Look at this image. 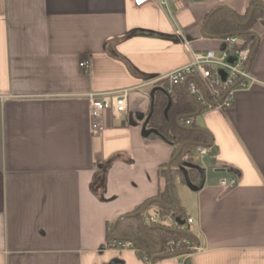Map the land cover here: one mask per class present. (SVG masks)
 Returning a JSON list of instances; mask_svg holds the SVG:
<instances>
[{"label":"crops","instance_id":"1","mask_svg":"<svg viewBox=\"0 0 264 264\" xmlns=\"http://www.w3.org/2000/svg\"><path fill=\"white\" fill-rule=\"evenodd\" d=\"M259 2L0 0V264H150L153 255L108 236L167 185L173 146L142 135L151 90L169 88L154 80L190 62L188 41L195 50L224 47L209 24L215 13L244 23ZM251 31L254 84L225 110L195 102L194 124L213 154L201 165L204 187L179 195L203 248L193 264H264V16ZM124 89L127 114L107 111L104 131L92 134L89 95ZM179 92L190 99L185 85ZM176 184L186 185L176 175L173 193ZM151 206L148 217H159ZM175 222L164 220L172 229Z\"/></svg>","mask_w":264,"mask_h":264},{"label":"built area","instance_id":"2","mask_svg":"<svg viewBox=\"0 0 264 264\" xmlns=\"http://www.w3.org/2000/svg\"><path fill=\"white\" fill-rule=\"evenodd\" d=\"M153 1L167 6V0H133V5L142 7ZM221 40L224 47L219 52L195 50L188 41L187 44L192 54L190 62L154 81L167 80L169 92L176 86L185 85L204 111L225 110L232 107L238 92L249 89L256 81L248 70L253 55V46L245 37L234 33L222 36ZM80 66L87 68L88 62L82 61ZM129 94L130 90L124 89L117 92L91 93L89 95L92 134L97 135L104 131L103 119L107 111L116 118L127 114ZM192 123V120L187 121L188 125ZM195 154L196 161L200 162L213 154V147L199 145ZM222 184L231 186L234 184V180L223 181ZM183 220L185 221L183 225L175 222L178 226L176 228L187 233L192 232L195 220L191 216H187ZM147 221L149 223L161 221L167 226L160 216H149ZM191 236L192 238H172L166 241L165 246L169 250L170 256L175 257L178 264H193V257L203 250L195 236L192 234ZM124 246L132 248L134 244L127 242Z\"/></svg>","mask_w":264,"mask_h":264},{"label":"trees","instance_id":"3","mask_svg":"<svg viewBox=\"0 0 264 264\" xmlns=\"http://www.w3.org/2000/svg\"><path fill=\"white\" fill-rule=\"evenodd\" d=\"M250 10L251 8L248 10L247 14L244 16V19L242 21H245L248 18ZM258 12L259 17L257 15ZM263 16V8L257 6L254 10L251 20L248 22L247 25L242 26L234 19V17L228 11L224 10L222 12L215 13L211 17V22H209V24L216 26L217 34L222 36L239 32L242 33V36L245 37L247 41L252 44L254 50L256 45V38L254 35L249 34L248 32L251 31L256 21L259 18H262ZM162 85V87L165 88L167 91H156L154 100V112L151 116L148 127L157 129L163 136L162 138L172 144V158L175 157L181 144H183L185 141L190 140L198 144L186 145L181 154L177 157V159L172 162L171 165L172 180L174 181L176 175H179L182 178V181L186 184L181 167L185 163L201 165L200 162L196 161L195 153L200 144H209V137L205 132L197 129V126L194 124V117L182 118L186 115L191 116L196 111V104H193L190 101L188 95L185 92H179L178 94H175L173 93V89L171 92H169L167 85ZM194 101L197 102L196 99H194ZM201 109H203V107H201ZM179 118H182L180 122H178ZM188 120H192L193 123L191 125H188ZM151 136L159 137L154 134H152ZM188 172L189 177L192 181L195 182L198 180L197 182H199V171L190 168L188 169ZM162 175L165 178L167 185L164 193L159 194L157 197L163 200L167 206L176 207V202L170 192L167 165H165L162 169ZM152 206H156L158 208L159 216L162 220H166L168 217L176 219V217L178 216L181 220L184 219L183 210H181L180 212H173L169 209L164 208L156 202H154ZM147 214L148 211L142 214H137L121 219L114 230L113 236L118 238L127 237L132 239L139 245L137 246L134 244V247L138 248L139 254H141L142 256H147L148 258H150L152 255L146 253L144 250L155 252L159 249V245L155 241H153L149 236V229H151L152 235L162 243V255L164 256H170L169 250H167L165 246L167 240L172 238H192L190 233L179 230L178 228L172 229L169 226H165L161 221L159 223H149L147 221ZM176 227H178L177 224ZM108 241L109 243L126 242L114 241L111 236H108Z\"/></svg>","mask_w":264,"mask_h":264},{"label":"water","instance_id":"4","mask_svg":"<svg viewBox=\"0 0 264 264\" xmlns=\"http://www.w3.org/2000/svg\"><path fill=\"white\" fill-rule=\"evenodd\" d=\"M257 4L260 5V6H263V7H264V3H262V2H259V3H257ZM226 9H228V8H226ZM228 10H229V9H228ZM230 11H231V10H230ZM253 11H254V8L252 9V11H251V13H250L247 22H244V23H243V22H240V21L236 18V19H237V22H238L240 25H242V26L247 25L248 22H249V21L251 20V18H252ZM231 12H232V11H231ZM232 13H233V12H232ZM233 14H234V13H233ZM206 23H207V22H206ZM248 33H249V34H252V35H254V36H257V34H256L255 32L250 31V32H248ZM234 34L242 35V33H240V32H239V33H234ZM215 38H222V37L218 36V37H215ZM255 49H256V48H255ZM255 49L253 50V54H254V52H255ZM252 56H253V55H252ZM251 58H252V57H251ZM250 60H251V59H250ZM248 70H250V67H249V66H248ZM156 91H163V92H166L167 90H166L165 88H163V87H160V86H158V87H154V88L151 90V93H150V97H151V109H150V113L148 114V116H147V118H146V120H145V122H144V124H143V127H142V135L145 136V137H148V136H150V135H152V134L157 135V136H160V137H163L157 129L149 128V127H148L149 122H150V119H151V116H152V114H153V112H154V100H155V93H156ZM189 95H190V100H191V102H192L193 104H195L194 97H193L191 94H189ZM196 107H197V106H196ZM194 116H196V114H193V115H191V116L186 115V116H183L182 118L194 117ZM182 118H179V119H178V122H180V120H181ZM186 145H198V144H197L196 142H194V141H190V140H189V141H185L183 144H181V146H180V148H179L177 154L175 155V157H173V158L170 160V162L168 163V165H167L170 191H171V195L173 196V198H174V200H175L177 206H176V207H170V206H167L163 200L157 198V199H154V200H151L150 202H148V203H147V204H146V205H145L140 211H138V212H137L136 214H134V215L145 213V212L147 211V209H148V208H149L154 202L159 203V204H160L161 206H163L164 208L169 209V210H171V211H173V212H180V211L182 210L181 204H180V202L178 201L177 197L174 195V193H173V189H172L171 165H172V162H173L175 159H177V157L181 154V152L183 151V149H184V147H185ZM200 145H206V146H208V145H211V144H200ZM190 168L199 171V173H200V181H199L198 184H195V183L191 180V178L189 177L188 169H190ZM181 169H182V172H183L184 177H185L186 185L188 186V188H189L190 190L196 192V191H200V190L204 187L205 182H206V173H205V169H204L201 165H199V164H192V163H185V164L181 167ZM124 217H127V216H124ZM124 217H123V218H124ZM129 217H130V216H129ZM121 219H122V218H119V219L113 224V227H112V229H111V231H110V236L113 238L114 241H129V242H131V243H133V244L139 246L136 242H134V241H133L132 239H130V238H127V237L117 238V237H114V236H113V232H114V230H115L117 224L119 223V221H120ZM176 222H177L179 225H183V224L185 223V221H184L183 219L181 220L179 216L176 217ZM148 234H149V236L151 237V239H152L153 241H155V242L159 245V249H158L157 251H155V252H152V251H148V250H144V249H143L146 253L153 255V257L151 258L150 264H155V261H156V259H158V258H162V257H173V256H164V255H162V243H161L160 241H158V240L152 235V233H151V229L148 230Z\"/></svg>","mask_w":264,"mask_h":264},{"label":"rangeland","instance_id":"5","mask_svg":"<svg viewBox=\"0 0 264 264\" xmlns=\"http://www.w3.org/2000/svg\"><path fill=\"white\" fill-rule=\"evenodd\" d=\"M205 160L206 159H202L201 161H200V163H201V165H203L204 163H205ZM185 184V183H184ZM181 186H184V187H181ZM182 188L183 189H185V188H188V186L187 185H179V184H176V190L175 191H177V199H178V201L179 200H181L182 199V196H179L180 195V191L182 190ZM189 190V189H188ZM175 191H174V193H175ZM176 196V195H175Z\"/></svg>","mask_w":264,"mask_h":264}]
</instances>
